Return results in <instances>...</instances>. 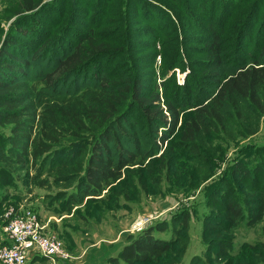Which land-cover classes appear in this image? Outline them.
Instances as JSON below:
<instances>
[{"label":"trees","instance_id":"1","mask_svg":"<svg viewBox=\"0 0 264 264\" xmlns=\"http://www.w3.org/2000/svg\"><path fill=\"white\" fill-rule=\"evenodd\" d=\"M42 1L15 0L10 11L17 16L0 42V124H7L8 131L6 146H0V172L30 170L40 187L55 188L41 197L48 209L70 212L85 199L104 198L109 185L132 175L129 166L143 163L153 172L154 162H159V170L168 169L175 149L186 148L205 162L211 148L207 140L220 137L228 123L238 126L244 138L258 131L264 116V45L250 52L242 47L226 50L225 30L214 20L216 12L219 19L240 15L244 0H204L210 7L204 23L193 20L182 0H167L170 13L153 1L138 0L161 12L175 35L182 29L178 36L161 41L163 45L172 41L175 50L171 54L162 50V68L157 74L152 72L153 86L149 88L129 60L125 29L122 36L112 39L95 31L78 37L68 35L63 26L47 28L49 11L63 0ZM246 1L251 2L236 43L246 22L247 37L256 26V41L264 33V0ZM69 4L72 10L76 7L75 0ZM120 21V27L126 24L125 15ZM157 21L152 14V24ZM161 31L164 26L152 30V38L159 40ZM192 31L200 33L202 41L196 40ZM185 39L202 43L196 51L205 59L192 67L204 70V76L187 74L179 84L173 82V71L180 65L176 43ZM158 54L152 52L153 66ZM107 56L118 62L106 68L103 61ZM239 158L233 173L243 179L248 173L243 167L254 165L255 157L244 152ZM230 187L222 181L217 188L219 199L224 198L220 204L223 222L253 226L260 221L264 217V182L260 187L255 184L257 194L248 199L251 204L228 194ZM188 219L189 214L183 211L170 220V239L153 234L167 228L164 221L130 234L109 261L150 262L169 251L173 242L180 243L177 256L181 258L189 239ZM218 223L205 221L204 230L220 233L223 227ZM212 237L217 248L209 252H214L215 259L227 258L228 240ZM257 245L264 247V242ZM189 264L207 263L193 256Z\"/></svg>","mask_w":264,"mask_h":264},{"label":"rangeland","instance_id":"2","mask_svg":"<svg viewBox=\"0 0 264 264\" xmlns=\"http://www.w3.org/2000/svg\"><path fill=\"white\" fill-rule=\"evenodd\" d=\"M45 1L50 0L42 2ZM150 1L160 4V7L170 13L167 0ZM182 1L188 6L187 11L193 14L194 21L205 22L210 10L206 3L209 0ZM211 1L215 3L216 0ZM75 2L76 7L73 10L69 0H63L55 10L49 11L47 28L54 26L55 29L57 26H63L68 35L74 34L79 37L95 31L111 38L122 36V30L125 29L128 38L126 41L131 50L129 60L141 72L145 87L153 86L152 72L157 74L163 65L162 50L168 51L169 54L175 50L171 49L172 41H167L165 45L161 44V41L178 36L182 29L176 30V35L174 31H170L166 25L167 19L163 18L161 12L153 11L150 3L142 4L138 0H75ZM250 2L244 0V5L239 8L240 15H233L231 19L227 17L219 19L217 12L215 13V22L221 24L225 30L223 37L226 39V50L242 47V50L246 49L250 52L264 45V33L257 41L255 40L257 26L251 37L246 36L248 22L244 24L243 32L236 43L238 29L246 19L248 12L246 10ZM14 4L15 0H0V42L8 25L17 16L10 11ZM201 4L203 8L199 7ZM70 12L71 18L68 17ZM152 14L158 20L153 24ZM262 14L261 9L259 16L261 17ZM124 15L126 24L120 27V18ZM163 26L164 31H161L160 39L152 38V30L157 31ZM192 32L197 36L196 40L202 41L200 33ZM202 46V43L187 39L176 43L180 65L173 71V82L183 84L187 74L203 78L204 70L192 67V64L205 59L204 54L196 51V48ZM154 51L160 52L161 57L159 54L156 56L157 64L153 66ZM112 62H118V59L107 56L103 64L109 68ZM240 130L238 126L228 123L225 132L221 131L218 134L220 137L208 139L207 143L211 148L205 162L189 153L186 148H181L173 151L168 169L159 170L161 165L156 166L159 162H154L153 172H148L143 163L129 166L127 169L132 175L129 178H120L109 185L103 191L104 198L91 201L85 199L80 207L74 206L70 212H55L40 201L44 194L54 191L55 188L49 191L40 187L38 179L33 178L30 170L21 173L1 171L0 222L21 215L23 210H30L37 215L43 226L41 233L54 235L61 241L65 252L70 255L69 251L75 249L72 244L75 238L83 239L87 244L96 239L111 238L116 232L118 235L116 242L121 243L122 246L130 234L135 235L142 228L157 221L168 222V226L164 231H154L153 234L159 238L170 239L172 237L170 220L187 211L189 239L181 258L177 256L180 243L173 242L172 248L163 256L140 264H189L193 256L202 258L207 264H264V247L257 245L264 242V217L253 226L245 222L227 226L223 222L222 207H220L224 198L219 199L217 193V188L222 181H225L231 184L227 189L228 194H235L243 203H250L248 199L257 194L254 190L255 184L260 187L264 182V152H262L264 151V116L256 133L244 138L239 134ZM7 132V124H0V146H6ZM176 137L177 135H174L173 139ZM244 152L255 157V161L254 165L243 167H247L248 173L242 179L233 173V167ZM255 166L258 168L254 169ZM205 175L208 176L204 181ZM8 211L11 213L6 216ZM213 220L218 221L223 227L222 232L208 233L204 230V222ZM64 230L68 231V236L63 233ZM215 235L226 238L231 245L227 258L222 260L215 259V254L212 252L217 248L216 241L212 237ZM210 249L212 250L209 252Z\"/></svg>","mask_w":264,"mask_h":264},{"label":"built area","instance_id":"3","mask_svg":"<svg viewBox=\"0 0 264 264\" xmlns=\"http://www.w3.org/2000/svg\"><path fill=\"white\" fill-rule=\"evenodd\" d=\"M11 211L6 213L8 216ZM8 218V217H5ZM7 243L0 246V262L2 264H26L33 254L50 260L60 258L68 260L71 256L65 252L62 243L54 235L41 233L40 221L30 210H23L21 215L0 222Z\"/></svg>","mask_w":264,"mask_h":264},{"label":"crops","instance_id":"4","mask_svg":"<svg viewBox=\"0 0 264 264\" xmlns=\"http://www.w3.org/2000/svg\"><path fill=\"white\" fill-rule=\"evenodd\" d=\"M63 233L66 236L69 234L66 230ZM115 233L111 238L96 239L87 244L83 239H73L72 244L75 246V249L69 251L71 258L68 260L60 258L50 260L41 255L33 254L28 258L26 264H110L109 259L116 255L117 250L121 247V243L116 242L118 235ZM7 242L8 240L3 230L0 229V246ZM0 264L2 263L0 262Z\"/></svg>","mask_w":264,"mask_h":264}]
</instances>
